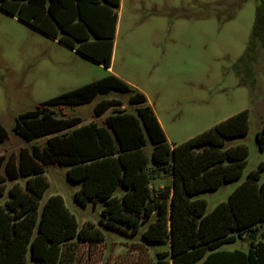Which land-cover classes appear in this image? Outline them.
Here are the masks:
<instances>
[{"label":"trees","instance_id":"16d2710c","mask_svg":"<svg viewBox=\"0 0 264 264\" xmlns=\"http://www.w3.org/2000/svg\"><path fill=\"white\" fill-rule=\"evenodd\" d=\"M257 1L251 36L264 50V0ZM119 3L0 0V11L108 69ZM111 91L128 95L134 113L115 110L119 100L103 99L94 106L93 116L109 109L112 113L101 124L57 116V110L89 104ZM12 132L30 145L0 154V196L11 183L9 198L0 205V264H24L27 254L38 264H76L67 243L103 241L92 223L78 226L60 195L49 196L40 207L48 186L44 173L50 166L67 168V179L80 185L77 201L102 203L106 227L124 233L119 226L124 225L134 235L148 222L143 241L167 243L171 264H264V183L259 182L263 164L208 213L204 199H192L240 178L247 147L224 146L226 140L247 134L248 110L170 145L145 95L108 74L19 114ZM8 138L0 124V144ZM43 138L44 145L32 143ZM255 140L264 151V127ZM147 143L152 147L151 164L144 151ZM156 181L164 184L153 187ZM118 187L124 192L116 197ZM238 240L248 241L247 252L219 250Z\"/></svg>","mask_w":264,"mask_h":264},{"label":"rangeland","instance_id":"374dc122","mask_svg":"<svg viewBox=\"0 0 264 264\" xmlns=\"http://www.w3.org/2000/svg\"><path fill=\"white\" fill-rule=\"evenodd\" d=\"M257 0H121L117 12L118 31L110 66L123 81L135 86L147 99L160 121L170 145L183 143L220 121L248 110V132L228 139L224 147L243 144L246 163L240 178L204 191L192 199H204L206 212L226 201L250 171L264 166L255 136L264 127V50L251 36ZM112 74L104 68L59 44L24 23L0 11V124L9 138L0 144V154L16 153L30 144L14 135L12 128L19 114L69 90ZM128 95L111 91L89 104L65 107L58 117H80L83 123L97 121L94 106L103 99L119 100L115 110L134 113ZM44 145L45 139L32 142ZM31 143V144H32ZM151 145L144 151L151 164ZM66 167L45 169L48 182L40 207L51 195H60L79 227L92 223L103 235L100 242L67 243L76 255V264H171L169 245L147 243L119 225L108 228L101 216L103 205L74 198L78 183L66 177ZM23 180L19 184L23 185ZM259 182L264 183V169ZM164 181L152 183L153 187ZM6 184L0 205L9 198ZM124 190L118 187L113 195ZM264 231V222L261 224ZM219 250L247 252L248 241L238 240ZM24 264H38L26 255Z\"/></svg>","mask_w":264,"mask_h":264},{"label":"crops","instance_id":"0c3cea01","mask_svg":"<svg viewBox=\"0 0 264 264\" xmlns=\"http://www.w3.org/2000/svg\"><path fill=\"white\" fill-rule=\"evenodd\" d=\"M121 1V0H120ZM120 4V3H119ZM117 31H118V18H117V21H116V25H115V29H114V37H113V39H112V54H111V57H112V55H113V52H114V43H115V38H116V35H117ZM82 57V56H81ZM88 60V59H87ZM97 64V63H96ZM98 65H100V64H98ZM109 70H110V72L113 74V75H115V76H117L118 78H120L121 80L123 79L121 76H119V75H117L116 73H114L113 72V70H112V68H111V66L108 68ZM125 82V81H124ZM131 86H133V85H131ZM133 87H135V86H133ZM136 88V87H135ZM137 89V88H136ZM146 97V96H145ZM146 104H147V99H146ZM148 105V104H147ZM154 113V112H153ZM156 117V116H155ZM157 119V118H156ZM157 121H158V123H159V125H160V127H161V129H162V126H161V124H160V121L157 119ZM162 131H163V129H162ZM164 133V132H163ZM165 135V134H164ZM166 137V136H165ZM167 140V139H166ZM168 142V141H167Z\"/></svg>","mask_w":264,"mask_h":264}]
</instances>
